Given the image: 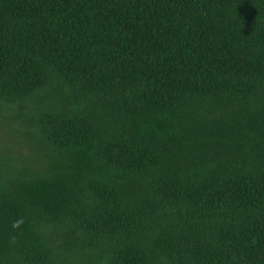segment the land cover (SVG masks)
Returning a JSON list of instances; mask_svg holds the SVG:
<instances>
[{"label": "trees", "instance_id": "1", "mask_svg": "<svg viewBox=\"0 0 264 264\" xmlns=\"http://www.w3.org/2000/svg\"><path fill=\"white\" fill-rule=\"evenodd\" d=\"M2 114L0 264H264V0H0Z\"/></svg>", "mask_w": 264, "mask_h": 264}, {"label": "rangeland", "instance_id": "2", "mask_svg": "<svg viewBox=\"0 0 264 264\" xmlns=\"http://www.w3.org/2000/svg\"><path fill=\"white\" fill-rule=\"evenodd\" d=\"M13 124V120L5 115L2 114L0 116V145L2 143V147L1 149H5L8 148L7 142L9 139H13V141H15V127L16 126H12ZM23 139L25 143H28V139L26 137H20V140Z\"/></svg>", "mask_w": 264, "mask_h": 264}]
</instances>
